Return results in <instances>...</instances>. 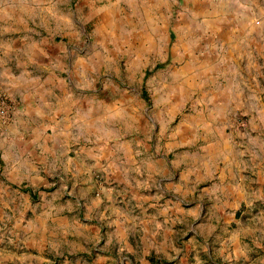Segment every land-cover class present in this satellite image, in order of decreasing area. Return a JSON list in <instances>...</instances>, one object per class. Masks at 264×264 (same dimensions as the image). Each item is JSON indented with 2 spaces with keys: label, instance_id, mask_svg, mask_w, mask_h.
<instances>
[{
  "label": "rangeland",
  "instance_id": "1",
  "mask_svg": "<svg viewBox=\"0 0 264 264\" xmlns=\"http://www.w3.org/2000/svg\"><path fill=\"white\" fill-rule=\"evenodd\" d=\"M260 9L229 0H0V51L5 37L51 33L50 97L57 108L87 99L88 133L66 140L48 131L47 145L56 134L67 156L78 144L93 149L73 165L46 157L34 194L20 193L23 183L7 180L26 174L31 159L21 151L20 165L2 161L15 151L13 134L29 135L10 125L8 100L0 264H264V46L241 53L229 23ZM13 45L24 60L30 49ZM1 62L0 79L13 74L15 94L25 93L28 71ZM215 90L233 92L227 106ZM159 177L170 179L159 180L162 192Z\"/></svg>",
  "mask_w": 264,
  "mask_h": 264
},
{
  "label": "crops",
  "instance_id": "2",
  "mask_svg": "<svg viewBox=\"0 0 264 264\" xmlns=\"http://www.w3.org/2000/svg\"><path fill=\"white\" fill-rule=\"evenodd\" d=\"M229 1H231L232 3L248 4L249 6L253 5L257 9H260L259 5H264V0ZM261 13L262 10L260 9L259 15L251 16L247 20H242V23L236 24V21L229 22L232 28L234 25L238 27V29H232L234 30L232 31L233 37L230 39H235V43L239 45L241 53L248 52L249 47H251L252 50L259 51L264 46V19H262V17L260 16ZM258 24L261 25L259 26ZM235 32H237L238 34ZM235 36L238 40L235 38ZM53 38L54 37L51 33L44 36L35 35V39H33L32 36L29 38L13 37L12 39L5 37L6 40L10 41V44L6 45L8 47H5V49L0 51V60H2L3 62H7L6 67L8 69H16L19 66L20 68L28 71L27 76L29 77V82L27 81L25 83L28 89H26L25 93L18 91L20 96L15 94V88L12 87L14 85L13 74H7L5 72L3 74L4 78L0 79V91H5L7 99L12 104L14 102L16 103V107L14 108V111L12 112V115L10 117V122H12L10 123V125L12 124L14 128H16L15 124L20 127L21 136L22 134L29 135V137L26 136L25 138L28 141L25 142V139H21V141H23L22 144L20 139L16 137V133L13 134L10 143L12 147H14L15 151L9 150V156L11 157V159L2 162H4V164L6 165H20L21 151L31 159V162L26 163L29 166L28 169H25L26 174H22L19 170H17L16 174L10 173L11 176H16L17 178H8L7 180L10 185L23 183L22 187H19L21 191L19 192H23L22 194L25 193L24 195L27 196L34 194L33 188L30 189V186L32 187V184L39 180L42 181L43 179L40 175H38V172L40 170H36V168L41 167V163L44 164V160L46 157L56 160L66 156V162H71L73 165L75 164L74 162H77L79 158L81 159V161H83V159L89 158L88 153L93 154V149L88 150L86 148H83V144H81L80 146L78 144L77 148L67 149V152H71V156H67L65 151L62 152L58 150L61 144L60 138L57 137L56 134L55 143H49L50 146H48L46 143L50 138L48 135V131L53 134L55 130L60 129L59 135H64L65 139L68 140V136L71 137V135L73 134L83 135L88 133L90 127L89 120L87 119V99H85L83 102V100L78 96L74 97V99L70 101H67V98H65V108H60V106L57 108L56 100L50 97V94L54 96V82L50 78L51 70H49L50 68L54 67V64H52L51 62L52 53L56 51V43L53 41ZM15 42H19V45L23 44L25 47H28L30 49L25 53V58L22 61L21 58L18 57V53H20L21 50L20 46L16 48V51L14 50V45L12 46V48L9 47ZM63 51L64 48H62V52ZM62 58L65 59V56ZM66 63L68 69V57L66 59ZM0 64L2 65V62ZM161 66L162 64L157 63L153 66V68L159 69L161 68ZM148 73L149 71H146L144 73V77H146ZM212 82L213 81L211 80V83ZM15 84H20V81H15ZM20 86L22 87L23 91V86ZM213 93V97L219 100L220 95L218 94L217 90H215ZM232 93L233 92H231L229 95L228 91L223 90L222 94L224 96L220 97L221 106H227ZM82 111H86L84 116L81 115ZM144 111L145 108H143V112ZM223 111L224 109L220 110V112L218 113L220 117H224ZM78 113H80L79 117H77ZM36 172L37 174H35ZM147 176H152V174ZM117 179L121 178L118 176ZM44 180L46 179L44 178ZM159 180L170 181V179L167 177H159L156 179L155 183H157L158 189L160 190V192H162L164 189H162L158 184ZM165 184L164 186H166ZM114 222H117V219ZM37 244L39 246L41 242L39 241L37 242Z\"/></svg>",
  "mask_w": 264,
  "mask_h": 264
},
{
  "label": "built area",
  "instance_id": "3",
  "mask_svg": "<svg viewBox=\"0 0 264 264\" xmlns=\"http://www.w3.org/2000/svg\"><path fill=\"white\" fill-rule=\"evenodd\" d=\"M11 104L3 93H0V117L5 118L9 115Z\"/></svg>",
  "mask_w": 264,
  "mask_h": 264
}]
</instances>
